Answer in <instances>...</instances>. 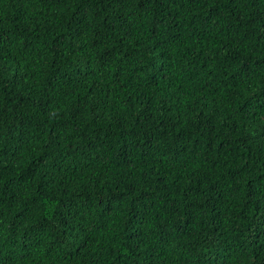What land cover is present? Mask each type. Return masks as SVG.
Here are the masks:
<instances>
[{
  "label": "trees",
  "instance_id": "obj_1",
  "mask_svg": "<svg viewBox=\"0 0 264 264\" xmlns=\"http://www.w3.org/2000/svg\"><path fill=\"white\" fill-rule=\"evenodd\" d=\"M0 264H264V0H0Z\"/></svg>",
  "mask_w": 264,
  "mask_h": 264
}]
</instances>
